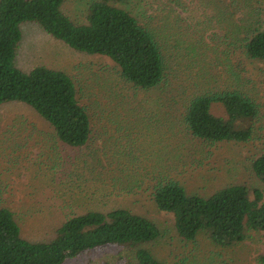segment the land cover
Segmentation results:
<instances>
[{"label": "rangeland", "instance_id": "rangeland-1", "mask_svg": "<svg viewBox=\"0 0 264 264\" xmlns=\"http://www.w3.org/2000/svg\"><path fill=\"white\" fill-rule=\"evenodd\" d=\"M89 1L66 0L61 8L72 20L83 21ZM241 5V0L130 1L143 21L155 17L151 23L170 54L171 80L152 91L124 81L109 57L75 51L35 22L21 24L15 65L24 72L37 66L65 72L92 116L89 141L75 147L62 143L26 103L0 104V205L15 213L23 238L46 242L69 216L122 206L158 227L159 236L141 247L164 264H258L264 251L261 232L250 230L229 247L213 244L205 231L185 241L173 216L160 211L150 196L151 188L167 178L189 193L209 195L225 185L245 184L264 197V181L251 165L264 145V62L243 64L262 114L248 140L208 144L192 138L183 119L191 91L232 83L226 65L237 62L238 51L224 36L242 15ZM211 111L225 112L219 104ZM123 255L126 250L105 246L62 264H118Z\"/></svg>", "mask_w": 264, "mask_h": 264}, {"label": "trees", "instance_id": "trees-1", "mask_svg": "<svg viewBox=\"0 0 264 264\" xmlns=\"http://www.w3.org/2000/svg\"><path fill=\"white\" fill-rule=\"evenodd\" d=\"M64 1L0 0V104L26 103L53 127L62 143L77 147L91 137L92 116L65 72L46 66L24 72L15 65L23 22L39 24L75 51L109 57L121 78L137 89L152 91L167 85L171 60L151 23L155 17L143 21L141 13L129 7L133 0H90L83 21L72 20L62 11ZM241 2L242 15L232 24V32L226 28L224 36L238 51L237 62L226 65L232 83L222 89H192L184 105L185 128L192 138L208 144L246 141L254 122L262 118L257 90L243 64L264 62V0ZM213 104L222 106L224 116L211 111ZM251 165L264 181V145ZM150 196L160 211L173 216L182 240L193 241L198 232L205 231L213 244L229 247L242 242L250 230L264 235V197L255 187L225 185L201 195L166 178L151 188ZM159 234L149 218L116 206L69 216L53 239L32 242L22 237L11 208L0 205V264H62L105 246L126 250V256L116 259L118 264H164L141 247ZM257 262L264 264V251Z\"/></svg>", "mask_w": 264, "mask_h": 264}]
</instances>
